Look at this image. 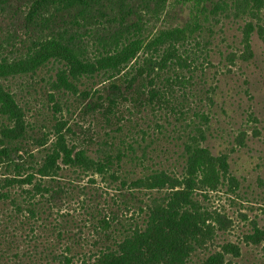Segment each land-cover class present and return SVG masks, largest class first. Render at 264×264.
<instances>
[{
    "label": "trees",
    "instance_id": "16d2710c",
    "mask_svg": "<svg viewBox=\"0 0 264 264\" xmlns=\"http://www.w3.org/2000/svg\"><path fill=\"white\" fill-rule=\"evenodd\" d=\"M225 12L249 19L243 58H253L252 36L264 43V0H0V264H236L238 245L214 248L226 228L207 203L239 183L230 156L205 145L210 117L194 106V85L212 64L213 21ZM55 70L52 88L96 98L87 109L110 127L97 150L81 147L60 125L39 139L30 134L26 95ZM85 81H99L102 92H81ZM50 101L59 111L55 95ZM123 109L151 113L159 130L125 128ZM159 136L180 142L178 172L151 164L154 154L167 153L164 144L151 149ZM65 171L107 180L134 215L120 217L94 196L91 239L78 242L60 215L76 201L62 183ZM54 213L65 225L48 226ZM244 242L264 245V228L255 225Z\"/></svg>",
    "mask_w": 264,
    "mask_h": 264
},
{
    "label": "rangeland",
    "instance_id": "374dc122",
    "mask_svg": "<svg viewBox=\"0 0 264 264\" xmlns=\"http://www.w3.org/2000/svg\"><path fill=\"white\" fill-rule=\"evenodd\" d=\"M247 20L249 21L246 16L243 19L236 18L233 12L217 14L212 25V64L206 65L204 75L194 85L197 103L192 100L198 111H205L210 117V130L205 145L216 156L223 153L230 156L231 175L239 183L236 191L226 187L209 195L208 206L219 212L222 227L226 228L220 233L214 248L220 250L222 245L232 243L241 249V257L235 260L236 264H264V245L252 246L244 242L245 237L253 233L255 225L264 228V43L254 34V57L248 60L243 58V30ZM258 23L263 24L264 17ZM56 71L44 73L42 79H36V87L30 89L31 95H26L32 102L31 113L29 112L30 134L39 139L44 133L54 131L60 125L64 133L77 141L81 147H89L91 151L97 150L100 148L98 143L107 139L106 133L110 127L98 110L94 112L87 109V105L96 101V98L91 99L92 97L80 92L62 93L52 88ZM201 75L202 73H199V76ZM84 83L85 86L80 87L81 92L88 90L93 94L103 90L99 81ZM51 94L60 102L59 111L54 108V102H49ZM133 111L132 114L128 109H123L125 118L120 123H123L125 128L136 124V130L150 126L151 135L156 134L159 130L156 125L157 117L151 113L140 114L136 110ZM166 129V133L172 130L168 123ZM171 135L177 137V133ZM159 137L160 140L156 141L151 149L164 144L161 147L167 149V153L160 154L161 157L158 158L157 154L153 155L150 151L154 158L151 164L163 163L165 168L178 172L179 162H175L178 155L174 151L180 142L171 139L164 142V137ZM55 139V135H51L47 140L48 145ZM138 139L142 146H146L141 137ZM147 141L150 144L149 137ZM31 146L37 147L34 141H31ZM38 157L40 158V155ZM2 171L5 172L4 169ZM62 183L74 193L76 201L68 205L63 204V212L60 215H65L69 221L67 230L74 228L73 231L79 233L78 242L84 245L86 240L83 239H91L87 219L91 212L90 206L97 205L91 200L94 196L99 199L101 207L106 209L111 206L120 217L130 218L134 215L133 208H130V212L125 210V196L122 197L123 194H119L116 186L112 189L108 181L99 176L78 175L65 171ZM234 188L233 186L232 189ZM59 222L65 225V219L54 213L48 226L53 228ZM80 231H83L82 235ZM26 233L30 231L27 230ZM53 235L57 237L56 233ZM46 238L51 239V234L45 235L44 239ZM31 241L30 249L33 250L37 243L33 242V239ZM229 256L234 258L232 254ZM76 264H82V261L76 259Z\"/></svg>",
    "mask_w": 264,
    "mask_h": 264
}]
</instances>
